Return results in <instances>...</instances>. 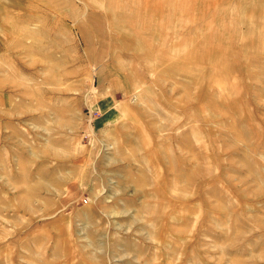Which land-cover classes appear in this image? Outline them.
<instances>
[{
	"label": "rangeland",
	"instance_id": "obj_1",
	"mask_svg": "<svg viewBox=\"0 0 264 264\" xmlns=\"http://www.w3.org/2000/svg\"><path fill=\"white\" fill-rule=\"evenodd\" d=\"M0 264H264V0H0Z\"/></svg>",
	"mask_w": 264,
	"mask_h": 264
}]
</instances>
